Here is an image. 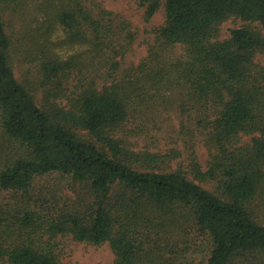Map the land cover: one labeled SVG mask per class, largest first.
I'll list each match as a JSON object with an SVG mask.
<instances>
[{
    "label": "trees",
    "instance_id": "1",
    "mask_svg": "<svg viewBox=\"0 0 264 264\" xmlns=\"http://www.w3.org/2000/svg\"><path fill=\"white\" fill-rule=\"evenodd\" d=\"M23 1L0 0V109L5 134L25 145L29 154L0 172V187L27 191L35 176L70 175L94 198L90 211L62 212L47 223L44 235L54 239L70 234L96 245L109 242L116 264H142L137 232L141 220L123 218L121 213L129 204L139 208L143 202L173 220L189 209L214 243L209 264H264V225L250 211L264 182V140H256L246 151L228 147L240 134L264 135V67L255 62L256 53L264 52V35L240 27L231 31L230 38L217 40L221 23L231 16L259 23L264 30V0H165L167 19L157 30V39L185 45L186 53L176 59L152 55L136 69L159 87H182L191 101L214 104V118L207 121L218 154L209 170L202 171L197 162L192 167L204 179L220 171V195L181 171L133 166L131 161L158 163L163 156L130 152L115 137L113 128L129 117L128 95L120 93L118 84L91 89L70 106H57L49 99L45 107L38 105L9 61L11 38L4 13ZM46 1L52 5L48 14L54 24L68 30L72 41H88L91 32L98 41L106 40V21L112 22V12L90 0H65L59 7L55 5L59 0ZM138 1L147 6L148 18L161 6V0ZM50 64V72L57 75L70 66L56 60ZM74 127L88 131L102 147L82 140ZM20 220L40 229L47 221L32 211H24ZM0 253L9 264H64L46 240L0 246Z\"/></svg>",
    "mask_w": 264,
    "mask_h": 264
},
{
    "label": "rangeland",
    "instance_id": "2",
    "mask_svg": "<svg viewBox=\"0 0 264 264\" xmlns=\"http://www.w3.org/2000/svg\"><path fill=\"white\" fill-rule=\"evenodd\" d=\"M64 1H55V5L59 7ZM89 2L112 12V22L106 21L109 29L106 40L98 41L91 32L88 41H72L68 30L54 24L48 14L52 5L46 0H24L18 8L4 13L11 38L9 61L18 81L40 106L46 105L47 99L57 106H70L91 89L102 90L104 86L118 84L120 93L128 95L129 117L113 128L115 137L130 152L163 156L158 163L131 161L133 166L163 173L181 171L211 193L222 194L220 171L215 177L204 179L198 177L192 167L197 162L205 172L213 166L214 156L218 154L210 142L207 121V117L214 118V104L193 102L185 88L159 87L136 72L152 55L176 59L186 53L185 45L165 44L157 39V30L167 19L165 0H161L160 8L150 18L147 6L138 0ZM240 27L264 35L259 23L231 16L221 23L217 40L230 38L231 31ZM55 60L70 66L57 75L49 69ZM255 62L264 67V52L256 53ZM73 130L82 140L102 147L88 131L75 127ZM261 138L264 140L262 131L243 133L228 147L235 152L251 150ZM28 154L25 145L5 134L0 109V172ZM87 192V188L70 175L58 172L35 176L27 191L0 187V246L46 240L64 264H116L109 242L96 245L77 241L70 234L54 239L44 235L47 223L62 212L86 215L94 199ZM129 206L121 216L135 218L136 222L141 220L137 232L139 246L143 249V253L140 252L142 264H209L214 243L209 233L197 225L189 209L184 208L183 214L173 220L159 215L145 202L139 208ZM250 209L252 218L264 225V182ZM24 211L37 212L41 218H46L45 227L22 224ZM0 264H9L1 253Z\"/></svg>",
    "mask_w": 264,
    "mask_h": 264
}]
</instances>
